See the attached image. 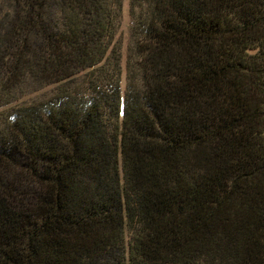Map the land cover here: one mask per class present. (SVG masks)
Here are the masks:
<instances>
[{
	"label": "trees",
	"instance_id": "trees-1",
	"mask_svg": "<svg viewBox=\"0 0 264 264\" xmlns=\"http://www.w3.org/2000/svg\"><path fill=\"white\" fill-rule=\"evenodd\" d=\"M0 0V264H264V0Z\"/></svg>",
	"mask_w": 264,
	"mask_h": 264
},
{
	"label": "rangeland",
	"instance_id": "rangeland-1",
	"mask_svg": "<svg viewBox=\"0 0 264 264\" xmlns=\"http://www.w3.org/2000/svg\"><path fill=\"white\" fill-rule=\"evenodd\" d=\"M131 26H132V19L129 15V0H123L122 2V11H121V19L119 28L117 33L113 39V42L120 46V51L122 54V76H121V89L125 86V69H124V62L126 58V51L129 48L131 43Z\"/></svg>",
	"mask_w": 264,
	"mask_h": 264
}]
</instances>
